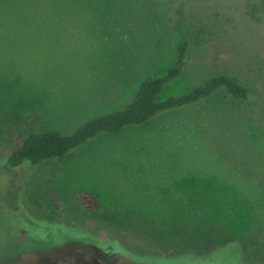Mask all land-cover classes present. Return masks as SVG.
<instances>
[{
	"label": "rangeland",
	"instance_id": "1",
	"mask_svg": "<svg viewBox=\"0 0 264 264\" xmlns=\"http://www.w3.org/2000/svg\"><path fill=\"white\" fill-rule=\"evenodd\" d=\"M182 6L213 36L189 47L163 98L230 73L260 99L246 68L261 78L249 63L264 70V0H0V116L18 109L41 130L69 135L123 110L143 81L175 64ZM253 9L258 21L248 15ZM256 101L220 91L98 137L55 174L58 186L94 192L102 209L141 211L160 226L200 221L234 240L264 242V105ZM4 154L0 264H242L236 242L207 256L169 257L132 233L38 220L26 200L53 165L15 169Z\"/></svg>",
	"mask_w": 264,
	"mask_h": 264
},
{
	"label": "trees",
	"instance_id": "2",
	"mask_svg": "<svg viewBox=\"0 0 264 264\" xmlns=\"http://www.w3.org/2000/svg\"><path fill=\"white\" fill-rule=\"evenodd\" d=\"M178 11L176 28L181 42L176 45L175 64L143 81L134 99L123 110L91 120L69 135L43 131L34 119H27L18 109L9 110L0 116V149L5 152L3 162L15 169L25 165H53L47 173L50 178L26 200L30 215L38 220L94 223L97 230L117 229L132 233L169 257L207 256L236 242L242 251V264H260L264 262V242L257 237L234 240L219 225H206L200 221L188 224L170 222L160 226L155 217L141 211L102 209L94 192L73 194L58 186V177L67 171V165L74 160L76 152L98 137L145 125L164 112L197 105L220 91H225L234 101L248 103L253 98L256 101L249 88L230 73L212 76L204 86L179 96L163 98L168 85L180 78L189 47L205 46L213 36L210 26L194 14H187L183 6ZM258 13V9H253L248 15L253 21H258ZM249 66L264 80L263 69L255 62L249 63ZM246 69L252 80L261 85V96L256 102L262 101L264 105V81L261 78L258 80L253 71Z\"/></svg>",
	"mask_w": 264,
	"mask_h": 264
}]
</instances>
